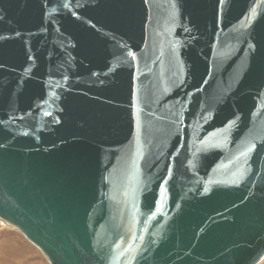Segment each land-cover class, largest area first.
<instances>
[{
	"label": "water",
	"instance_id": "water-1",
	"mask_svg": "<svg viewBox=\"0 0 264 264\" xmlns=\"http://www.w3.org/2000/svg\"><path fill=\"white\" fill-rule=\"evenodd\" d=\"M0 219L49 264H260L264 0H0Z\"/></svg>",
	"mask_w": 264,
	"mask_h": 264
},
{
	"label": "rangeland",
	"instance_id": "rangeland-1",
	"mask_svg": "<svg viewBox=\"0 0 264 264\" xmlns=\"http://www.w3.org/2000/svg\"><path fill=\"white\" fill-rule=\"evenodd\" d=\"M5 226L0 220V264H48L22 234Z\"/></svg>",
	"mask_w": 264,
	"mask_h": 264
},
{
	"label": "bare ground",
	"instance_id": "bare-ground-1",
	"mask_svg": "<svg viewBox=\"0 0 264 264\" xmlns=\"http://www.w3.org/2000/svg\"><path fill=\"white\" fill-rule=\"evenodd\" d=\"M1 220V222L4 224V225H6V226H9V228L10 229H12V230H15V231H17V232H19L20 234H22L21 233V231L19 230V229H17L16 227H14V226H12L11 224H9V223H7L5 220H2V219H0ZM5 226V227H6ZM23 235V234H22ZM24 236V235H23ZM22 236V237H23ZM25 238V237H24ZM26 239V238H25ZM27 240V239H26ZM28 241V240H27ZM30 244H32L30 241H28ZM33 245V244H32ZM34 246V245H33ZM35 247V246H34ZM39 250V249H38ZM40 251V250H39ZM41 252V251H40ZM42 253V252H41ZM43 254V253H42ZM44 255V254H43ZM44 257L46 258V256L44 255ZM46 260H47V258H46ZM47 262H48V260H47ZM48 264H49V262H48ZM260 264H264V260L260 263Z\"/></svg>",
	"mask_w": 264,
	"mask_h": 264
}]
</instances>
